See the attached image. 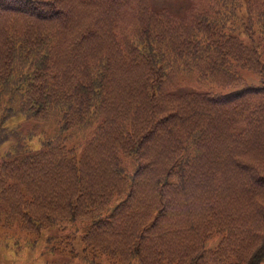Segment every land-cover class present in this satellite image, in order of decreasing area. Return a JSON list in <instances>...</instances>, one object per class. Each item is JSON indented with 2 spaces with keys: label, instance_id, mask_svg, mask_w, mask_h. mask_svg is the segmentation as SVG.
<instances>
[{
  "label": "trees",
  "instance_id": "obj_1",
  "mask_svg": "<svg viewBox=\"0 0 264 264\" xmlns=\"http://www.w3.org/2000/svg\"><path fill=\"white\" fill-rule=\"evenodd\" d=\"M192 1L0 0V229H65L59 264H264V83L239 70L264 73V0ZM189 73L240 87L174 91ZM16 114L56 129L26 148Z\"/></svg>",
  "mask_w": 264,
  "mask_h": 264
},
{
  "label": "rangeland",
  "instance_id": "obj_2",
  "mask_svg": "<svg viewBox=\"0 0 264 264\" xmlns=\"http://www.w3.org/2000/svg\"><path fill=\"white\" fill-rule=\"evenodd\" d=\"M152 7L160 8L165 7L171 12L184 15L189 10L194 2L192 0H149ZM242 39L253 47H258L259 41L255 34L248 35L242 31V26L238 31ZM246 83L248 84H260L264 83V73L253 72L246 68H239ZM237 87H220L213 83H198L195 79L194 73H189L179 76V82L174 87V91L183 92L187 90L198 91H220L228 92L238 89ZM3 124L8 128L16 126L18 130L24 134L21 139L23 145L26 148L36 149L41 148L40 139L44 136L51 135L56 129V122L51 119L47 122H40L31 119H24L20 114L8 116L4 119ZM16 142V138L11 135L4 139L0 144V159L4 155L5 151L12 147ZM75 139L68 141V144H74ZM65 229L60 230L56 227H47L43 229L40 234H28L23 231H4L0 229V264H59L63 258L67 259V255L64 257L57 256L50 250L52 244L60 245V243L54 242V239H59ZM49 233L56 236L51 240L47 239ZM220 234L214 235L206 239L204 247H214L218 242Z\"/></svg>",
  "mask_w": 264,
  "mask_h": 264
}]
</instances>
